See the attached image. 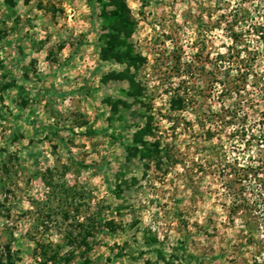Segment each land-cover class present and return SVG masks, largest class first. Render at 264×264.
Instances as JSON below:
<instances>
[{
    "label": "rangeland",
    "instance_id": "1",
    "mask_svg": "<svg viewBox=\"0 0 264 264\" xmlns=\"http://www.w3.org/2000/svg\"><path fill=\"white\" fill-rule=\"evenodd\" d=\"M0 264H264V0H0Z\"/></svg>",
    "mask_w": 264,
    "mask_h": 264
},
{
    "label": "trees",
    "instance_id": "2",
    "mask_svg": "<svg viewBox=\"0 0 264 264\" xmlns=\"http://www.w3.org/2000/svg\"><path fill=\"white\" fill-rule=\"evenodd\" d=\"M244 64H245V63H244ZM245 65H246V64H245ZM245 65H243V66H244L245 70L248 71V70H249V67H248L247 65H246V66H245ZM247 67H248V68H247ZM241 74H242V73H241Z\"/></svg>",
    "mask_w": 264,
    "mask_h": 264
}]
</instances>
